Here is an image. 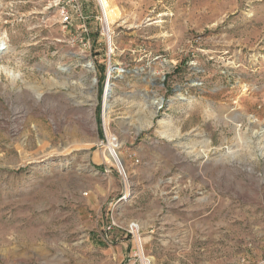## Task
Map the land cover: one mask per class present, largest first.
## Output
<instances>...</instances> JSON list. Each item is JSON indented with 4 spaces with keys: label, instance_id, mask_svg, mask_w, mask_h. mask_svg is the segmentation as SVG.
I'll list each match as a JSON object with an SVG mask.
<instances>
[{
    "label": "rangeland",
    "instance_id": "1",
    "mask_svg": "<svg viewBox=\"0 0 264 264\" xmlns=\"http://www.w3.org/2000/svg\"><path fill=\"white\" fill-rule=\"evenodd\" d=\"M108 1L0 0V264H264V0Z\"/></svg>",
    "mask_w": 264,
    "mask_h": 264
},
{
    "label": "built area",
    "instance_id": "2",
    "mask_svg": "<svg viewBox=\"0 0 264 264\" xmlns=\"http://www.w3.org/2000/svg\"><path fill=\"white\" fill-rule=\"evenodd\" d=\"M62 17V22H68L69 15L66 10H61L60 12ZM107 79V77H106ZM108 142L106 141L102 146L104 147L103 152H106V157H103V160H107L109 164L113 167L115 173L119 177L120 182L122 183V191L118 195V197L115 200V205L117 203H123L128 201L130 198V185H129V176H128V170L127 167H125L124 160H117V156L121 155L118 148L110 147L108 146ZM103 156V154H102ZM109 158H116L113 162L109 161ZM137 162V159L134 160ZM113 223L110 224V226H107L108 229L113 228ZM126 233L131 237L132 239V248H131V263L132 264H153L152 259L149 254L145 251V241L142 233V227L140 223L136 220H130L126 226H125ZM263 263V262H262Z\"/></svg>",
    "mask_w": 264,
    "mask_h": 264
},
{
    "label": "bare ground",
    "instance_id": "3",
    "mask_svg": "<svg viewBox=\"0 0 264 264\" xmlns=\"http://www.w3.org/2000/svg\"><path fill=\"white\" fill-rule=\"evenodd\" d=\"M98 1H99V4H100V8H101L104 16L106 17V20H107L108 24L110 22H113L114 23L116 17L118 16V11L114 7L111 6V4H110V2L108 0H98ZM4 45H5V42L3 40H0V51L4 48ZM83 66H85L89 70L92 69V64L89 61H85ZM110 70L111 69H108L107 70V79H106L105 86H104V89H103V99H102V101H103V115H104L105 121H106V118H107V114L109 113V110H110V104H109V100H108L109 94H110V89H111V81H110V76H111L110 73H111V71ZM92 82H94V79H93ZM62 84L63 83H61V85ZM150 102L152 104H160L161 100L160 99H153ZM151 117H152V114H150L148 116L141 117L136 122V124L134 126V129L135 130H139V129H142V128H145V127H149L150 126V123H151V120H150ZM157 123L160 126V128L157 131V134H158L159 137L164 138V139H167V140H172V139H175V138H178L179 137V131H178V129L175 128V127L172 128L169 125H167V123H165V119L164 118H161L160 120H158ZM108 142H109V144H108L109 148L110 147L111 148L112 147L118 148V145H115L114 143H111L110 141H108ZM200 143H202V144H199L200 145L199 150H192V152H190V153H193L194 155H197V154H199V152L205 151L204 149H207L206 148V145H207V141L206 140H203ZM194 146L191 145L188 148L194 149L195 148ZM101 154H103V157L104 158L106 157V159H107L106 152H102ZM116 158H117V160L118 159L119 160H123L122 157L119 156V155ZM116 158H114V159L116 160ZM114 159L109 158V161L110 162H113Z\"/></svg>",
    "mask_w": 264,
    "mask_h": 264
},
{
    "label": "water",
    "instance_id": "4",
    "mask_svg": "<svg viewBox=\"0 0 264 264\" xmlns=\"http://www.w3.org/2000/svg\"><path fill=\"white\" fill-rule=\"evenodd\" d=\"M110 93H111V89H110ZM102 99H103V96H102Z\"/></svg>",
    "mask_w": 264,
    "mask_h": 264
}]
</instances>
